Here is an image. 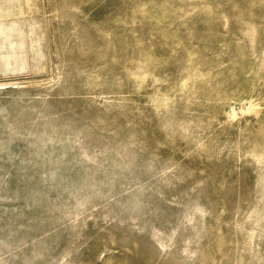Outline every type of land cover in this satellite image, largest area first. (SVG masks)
I'll return each instance as SVG.
<instances>
[{"label":"rangeland","instance_id":"1","mask_svg":"<svg viewBox=\"0 0 264 264\" xmlns=\"http://www.w3.org/2000/svg\"><path fill=\"white\" fill-rule=\"evenodd\" d=\"M0 264H264V0H0Z\"/></svg>","mask_w":264,"mask_h":264}]
</instances>
